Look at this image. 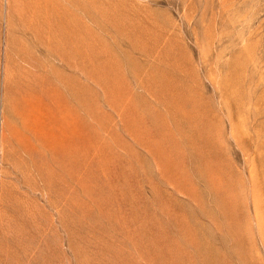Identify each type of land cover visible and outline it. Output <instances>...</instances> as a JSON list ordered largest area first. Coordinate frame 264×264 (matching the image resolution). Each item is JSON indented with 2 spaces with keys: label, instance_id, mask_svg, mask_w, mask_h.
<instances>
[{
  "label": "rangeland",
  "instance_id": "obj_1",
  "mask_svg": "<svg viewBox=\"0 0 264 264\" xmlns=\"http://www.w3.org/2000/svg\"><path fill=\"white\" fill-rule=\"evenodd\" d=\"M0 264H264V0H0Z\"/></svg>",
  "mask_w": 264,
  "mask_h": 264
},
{
  "label": "bare ground",
  "instance_id": "obj_2",
  "mask_svg": "<svg viewBox=\"0 0 264 264\" xmlns=\"http://www.w3.org/2000/svg\"><path fill=\"white\" fill-rule=\"evenodd\" d=\"M32 131V130H31Z\"/></svg>",
  "mask_w": 264,
  "mask_h": 264
}]
</instances>
